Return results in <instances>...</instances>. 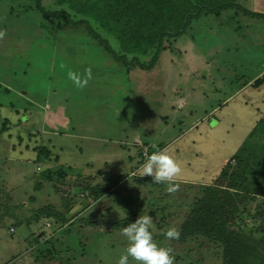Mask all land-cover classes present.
Segmentation results:
<instances>
[{
    "label": "rangeland",
    "instance_id": "obj_1",
    "mask_svg": "<svg viewBox=\"0 0 264 264\" xmlns=\"http://www.w3.org/2000/svg\"><path fill=\"white\" fill-rule=\"evenodd\" d=\"M54 1L41 0L49 11ZM237 2L264 13V0ZM52 24L33 0H0V264H118L127 242L114 222L145 213L174 264H222L219 242L164 236L205 198L264 263V84L253 86L264 77V20L239 8L204 14L166 40L153 68L130 73L83 25L58 24L68 29L59 35ZM88 69L75 88L69 71ZM39 146L55 157L38 161ZM157 149L182 168L175 193L140 176ZM47 169L64 175L45 179ZM95 186L108 191L95 199Z\"/></svg>",
    "mask_w": 264,
    "mask_h": 264
},
{
    "label": "trees",
    "instance_id": "obj_2",
    "mask_svg": "<svg viewBox=\"0 0 264 264\" xmlns=\"http://www.w3.org/2000/svg\"><path fill=\"white\" fill-rule=\"evenodd\" d=\"M33 1L44 18L54 19L55 24L52 25L56 30H61V26L56 28L58 24L83 25L89 36L102 45L110 57L122 63L126 71L131 67L143 70L153 68L158 63L161 52L165 50L166 40L183 35L191 22L204 14L220 15L230 8H239L246 15L264 20L263 12L247 10L237 0H55L54 4L60 8L51 11L45 9L41 0ZM39 26L47 27L44 22H40ZM108 37L118 44V49L111 46ZM141 57L147 59L141 60ZM263 84L264 77H259L253 86ZM48 156L49 151L41 146L37 152L38 161ZM259 172L264 179V161L260 163ZM54 174L59 177L64 175L60 170L47 169L42 176L49 180ZM107 191L105 186H95L91 188V195L96 199ZM214 206L207 198L195 202L189 216L178 228L181 232L179 239L172 241L182 242L189 237L202 235L210 241L221 243L222 264H264L259 254L227 228L222 216L215 217L222 207L218 205L217 208H212ZM51 208L52 211L47 212V215L57 218V221H68L63 212ZM132 221L134 220L125 218L114 222L113 227L127 226Z\"/></svg>",
    "mask_w": 264,
    "mask_h": 264
},
{
    "label": "clouds",
    "instance_id": "obj_3",
    "mask_svg": "<svg viewBox=\"0 0 264 264\" xmlns=\"http://www.w3.org/2000/svg\"><path fill=\"white\" fill-rule=\"evenodd\" d=\"M4 33L0 31V38ZM68 78L77 89H83L91 79V69L84 75L69 71ZM140 176H150L152 183L166 185L169 193L179 191L177 183L182 176V168L176 158L167 149H157L148 156L143 164ZM153 219L148 213L139 215L134 221L122 228V236L126 238L127 247L119 257L118 264H129V258L135 264H174L175 255L170 245L158 243L153 238ZM180 230L169 227L164 236L167 240L179 239Z\"/></svg>",
    "mask_w": 264,
    "mask_h": 264
},
{
    "label": "crops",
    "instance_id": "obj_4",
    "mask_svg": "<svg viewBox=\"0 0 264 264\" xmlns=\"http://www.w3.org/2000/svg\"><path fill=\"white\" fill-rule=\"evenodd\" d=\"M39 28H40V26L38 25H36L35 26V32L37 33V34H39L40 33V30H39ZM61 30H59L58 29V31H56V33L57 34H61V33H63V31H67L68 29H66V30H64V29H62V28H60ZM85 30H86V28H84ZM87 35H89L88 33H86ZM58 35V36H59ZM77 34H76V32H73V33H68L66 36H69V37H74V36H76ZM90 38H92V37H90ZM59 40V39H58ZM92 40H94V39H92ZM113 40V39H112ZM96 41V40H95ZM114 41V40H113ZM97 42V41H96ZM98 43V42H97ZM99 44V43H98ZM112 45V44H111ZM116 45H117V47H118V44L116 43ZM0 55H1V53H0ZM109 55V54H108ZM116 61V60H115ZM118 62V61H117ZM120 63V62H119ZM122 64V63H121ZM123 65V64H122ZM124 66V65H123ZM130 71V69H128V72ZM130 73V72H129ZM10 88H12L11 86H5V89L7 90V91H10ZM31 97V100H30V102L33 104V105H35V106H38L34 101H36V99L34 98V97H32V96H30ZM9 106H11V109H13V110H15L16 111V116H19V112H21V111H23V109H21V108H15L16 106H14L13 104H11V105H9ZM45 107V106H44ZM49 107H47V109H48ZM25 111V110H24ZM53 115H55V114H53L52 112H49V113H45L44 114V119H46V116L49 118V117H51V116H53ZM29 118L31 119L32 118V116H31V113H29ZM28 118V119H29ZM6 119V122L4 123L5 125H4V129H6V128H8L9 126H7V123L8 122H10L9 121V118H5ZM48 120H50V118L48 119ZM18 121H20L19 119H17V122H16V124L17 123H19ZM21 139V138H20ZM19 139V140H20ZM36 146H34V148H35ZM44 148H46L45 146H43ZM47 151H50V153H49V158H51V159H53V157H55V156H52V151L51 150H49V149H46ZM36 158H37V155H36ZM38 160V159H37ZM40 161V160H39Z\"/></svg>",
    "mask_w": 264,
    "mask_h": 264
},
{
    "label": "water",
    "instance_id": "obj_5",
    "mask_svg": "<svg viewBox=\"0 0 264 264\" xmlns=\"http://www.w3.org/2000/svg\"><path fill=\"white\" fill-rule=\"evenodd\" d=\"M215 121H219L218 119L214 118Z\"/></svg>",
    "mask_w": 264,
    "mask_h": 264
}]
</instances>
